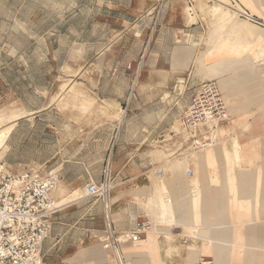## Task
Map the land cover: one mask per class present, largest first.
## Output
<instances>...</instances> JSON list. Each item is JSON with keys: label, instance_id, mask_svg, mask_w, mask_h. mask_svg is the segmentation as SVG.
I'll list each match as a JSON object with an SVG mask.
<instances>
[{"label": "crops", "instance_id": "obj_1", "mask_svg": "<svg viewBox=\"0 0 264 264\" xmlns=\"http://www.w3.org/2000/svg\"><path fill=\"white\" fill-rule=\"evenodd\" d=\"M245 1V9L264 20V0ZM30 2L22 0L12 10L23 11ZM30 11L32 16L38 15L39 38L45 40L47 0H38ZM206 13L199 0H72L66 14H55L52 26L67 19L76 23L70 31L72 42L83 46L87 62L101 64L98 85L87 84L88 91H119L124 102H140L136 107L152 109V118H135L141 146H156L155 141L177 123L196 88L207 79L217 80L228 93L232 120L221 129L219 144L208 150L181 157L156 146L159 149L149 158L141 153L140 162L138 158L133 162V177L122 178L113 172L114 187L106 205L99 198L63 188L84 187L86 191L89 183H100L107 162L113 171V150L96 181L89 174L74 182L69 172L78 162L63 156L75 154V149L64 141L63 128L51 120L69 115L62 112L57 100H48L46 86L36 89L44 101L32 105L11 85L10 105L0 111L9 118L4 127H13L1 149L12 154V138L23 129L27 134L21 137L18 149L33 132L41 139H46L48 131L56 136L51 158L6 161L20 169L50 164V170L60 175L62 193L55 192L54 197L64 207L43 244V264H118L113 251L103 246L106 228L111 225L123 233L145 220L152 228L139 241L120 245L125 264H201L202 258L211 264H264V77L260 71L246 72L248 68L239 65V58L232 59L238 55L218 52L225 40L212 31ZM256 44L260 46L252 44L254 50L245 58L260 55ZM210 51L215 53L211 57ZM227 57L231 59L216 63ZM6 69L0 67V74ZM117 74L129 75L128 83H113L110 79ZM42 75L45 79L47 72ZM224 76L228 82L221 84L219 79ZM252 76L263 85L255 87ZM165 155L181 172L180 178L166 172L160 161ZM158 167L164 171L162 178L157 176ZM155 179L164 180L156 183Z\"/></svg>", "mask_w": 264, "mask_h": 264}, {"label": "rangeland", "instance_id": "obj_2", "mask_svg": "<svg viewBox=\"0 0 264 264\" xmlns=\"http://www.w3.org/2000/svg\"><path fill=\"white\" fill-rule=\"evenodd\" d=\"M120 1L124 2L125 0ZM21 2L22 0H0V67L9 68L0 74V110L6 111L10 105L11 85L15 86L16 93L21 95L24 101L32 105L44 101L43 96L39 97L40 93L36 89L46 86L48 100H57L58 107L70 117L52 118L51 120L54 126L63 128L64 141L70 142V146L75 149V154L63 156L65 160L78 162L74 166L71 165L69 172L71 179L74 182H81L84 177L92 174L93 180L96 181L97 177L102 174L104 160L110 156L112 150L113 153L110 157L112 158L113 172L120 174L119 177L122 178L133 177L136 171L133 163L135 159L138 158V162H140L141 153L146 159L159 149L149 144L141 146L136 137L139 128L135 118H152V109L145 107L142 110V108L136 107L140 105V102H136V104L124 102L121 99L123 94L119 91L96 90L93 94L92 91L87 90V84L95 87L98 85L102 71L101 64L87 62L82 55L83 46L72 42L70 31L72 25L75 27L76 23L67 19L63 23H59L56 28L52 26L56 21L55 14L58 16L62 13L66 14L72 0H47L48 33L45 40L39 38V31L42 28L39 26L38 15L32 16L33 12L30 11L38 5V0H31L30 6L24 7L23 11H13V6ZM237 2L243 8H245V4L247 5L245 0H237ZM199 4L206 6V14L212 20V31L217 37L220 32L221 38L225 40L222 41L218 52L228 50V54L238 55L232 59L239 58V65L252 71L261 72L260 63L264 62V30L233 13L229 9V0H199ZM211 6L220 7L227 15L218 17L211 15L209 11ZM55 7H57L56 11ZM253 12L255 11L253 10ZM29 15L30 17H28ZM230 15H233L236 24L241 23L245 27L247 26L246 28L252 35L233 38L234 35H237L235 26H226L225 24V19H229ZM247 41L248 43H245ZM254 43L260 44V46L255 45V49L257 45L259 46L257 50H260V55L255 59L251 56L245 58V54L254 50L252 47ZM223 46L226 48H222ZM214 54L210 51L208 56L211 57ZM206 59L209 58L206 57ZM224 59L231 58H222L216 63L224 61ZM259 60L261 61L258 62ZM134 68L133 66V70ZM44 70L47 72L45 79L42 75ZM129 78V75L122 77L117 74L113 75L110 80L113 83L120 81L128 83ZM224 78L226 79L225 76ZM225 82L228 80L226 79L222 84ZM130 93L131 91L128 92V95ZM225 95L231 106V100L226 90ZM107 102H110L111 106ZM119 118H125L121 126ZM8 120L9 118H4L3 112L0 111V128L4 127ZM26 134V129L16 134L11 141L14 145V149L10 151L12 154L9 155L7 148L1 149L0 159L5 161L10 159L11 161L33 157L36 159L52 157L49 153L53 151L56 138L53 131L47 132L46 139H41L38 132H33L26 139L25 146L18 149L17 146L22 141L21 137ZM165 156L160 158L162 159L160 161H164L166 172H169L172 178H180L181 172L174 167L173 160ZM51 162L53 165V161ZM49 165H46L44 170L49 171L51 169ZM11 168L14 171L21 170L15 164H11ZM148 170L149 168L145 169V171ZM117 181L119 179L115 181V184ZM158 181L155 179L156 183ZM68 189L86 194L84 187H64L63 191L66 192ZM55 192L58 196L61 195L62 186L60 183Z\"/></svg>", "mask_w": 264, "mask_h": 264}, {"label": "built area", "instance_id": "obj_3", "mask_svg": "<svg viewBox=\"0 0 264 264\" xmlns=\"http://www.w3.org/2000/svg\"><path fill=\"white\" fill-rule=\"evenodd\" d=\"M238 16L264 27V20L253 17L237 0H229ZM264 77V62L260 63ZM232 120L225 93L215 79L203 81L195 90L177 123L155 141L157 147L172 156L202 152L219 144L221 129ZM157 176L164 171L157 168ZM192 175L191 171L187 172ZM60 175L44 166H29L14 171L0 159V264H43V244L49 238L56 214L64 207L54 197ZM114 177L112 165L106 163L100 183H89L86 195L99 198L107 205ZM153 224L137 223L134 230L118 233L111 225L106 228L103 246L113 251L118 264H125L121 250L124 241L137 242ZM185 242H187L185 240ZM201 259V264H211Z\"/></svg>", "mask_w": 264, "mask_h": 264}, {"label": "bare ground", "instance_id": "obj_4", "mask_svg": "<svg viewBox=\"0 0 264 264\" xmlns=\"http://www.w3.org/2000/svg\"><path fill=\"white\" fill-rule=\"evenodd\" d=\"M202 3V2H201ZM202 5V4H201ZM202 7V6H201ZM209 7V6H208ZM186 9V8H185ZM233 13H236L237 15H238V13L236 12V10H233V9H231V8H229ZM209 11H210V13H211V15H213V16H215V17H218V16H226L227 14L226 13H224L222 10H221V8L220 7H210L209 8ZM252 15V14H251ZM231 17H229V19H225V24H226V26H235V28H236V32H237V37H239V36H242V37H250L252 34H251V32H250V30L248 29V28H246L243 24H241V23H238V24H236L235 23V20H234V18L232 17L233 15H230ZM253 16V15H252ZM239 17V16H238ZM254 17V16H253ZM256 19H258V18H256ZM258 20H262V19H258ZM254 23V22H253ZM254 24H256V23H254ZM218 36L219 37H221V33L219 32V34H218ZM245 71L246 72H252L251 70H249V69H245ZM254 72H258V70H254ZM139 73V72H138ZM259 75V74H258ZM257 75V76H258ZM251 78H253L254 79V86L255 87H257V86H260V85H263L262 83L260 84V82H258L257 80H256V76H252ZM258 78H259V76H258ZM220 80V82H221V84L223 83V81H226V79L223 77V78H221V79H219ZM251 86V85H250ZM71 88V87H70ZM110 106H111V103L110 102H107ZM109 105H107V106H109ZM104 107V106H103ZM119 123H120V125H122L123 124V122H124V118H119ZM1 121H3V120H1ZM9 125V124H8ZM11 127H12V125H9V126H6V127H2V128H0V149L1 148H3L5 145H6V142H7V140H8V138H9V136H10V133H11ZM177 165V164H176ZM175 167V166H174ZM177 167H178V165H177ZM176 168V167H175Z\"/></svg>", "mask_w": 264, "mask_h": 264}]
</instances>
